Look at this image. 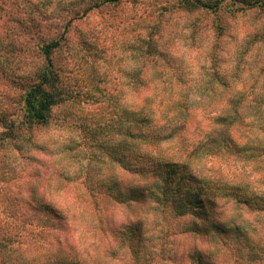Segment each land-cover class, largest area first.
I'll return each mask as SVG.
<instances>
[{"label":"trees","instance_id":"16d2710c","mask_svg":"<svg viewBox=\"0 0 264 264\" xmlns=\"http://www.w3.org/2000/svg\"><path fill=\"white\" fill-rule=\"evenodd\" d=\"M225 1L180 4L188 12H216ZM230 1V16L264 8V0ZM60 42L41 47L43 67L14 101L17 114L10 115L0 102V264H214L210 257L224 250L237 264H264V182L259 183L264 180V103L259 117L263 125H256L258 147L245 148L233 134L242 124L237 117H189L192 109L181 105L165 73L151 75L162 87L145 85L146 75L135 73L132 105L116 120L112 174L104 176L97 162L68 171L66 165L51 169L44 163L39 171L18 162L29 149L39 150L36 142L43 132L36 130L49 125L53 108L79 96L66 90L64 99L59 88L53 54ZM147 48L136 59L150 58ZM5 92L0 89V100ZM192 131L194 140L188 138ZM238 158L257 164H250L247 179L236 172V165L227 177L221 175L225 169L216 178L208 168L215 160L227 167ZM257 182L262 188L254 194L251 184ZM118 207L128 210L125 220L111 215ZM249 215L255 218L246 219ZM178 241L191 247L178 248ZM198 241L207 242L198 248Z\"/></svg>","mask_w":264,"mask_h":264},{"label":"rangeland","instance_id":"374dc122","mask_svg":"<svg viewBox=\"0 0 264 264\" xmlns=\"http://www.w3.org/2000/svg\"><path fill=\"white\" fill-rule=\"evenodd\" d=\"M180 1L0 0V89L6 91L0 102L10 115L17 114L14 101L43 67L41 47L54 40L61 41L53 54V68L60 75L64 99L66 90L79 94L77 99L64 100L53 108L49 125L36 130L43 132L41 141L35 143L39 150L29 149L18 162L39 171L44 163L51 169L66 165L68 171L81 163L97 162L104 176L112 174L116 168L111 158L118 137L116 120L132 105L130 89L135 73H144L147 78L141 82L157 87L163 83L151 80V75L165 73L166 83L169 77L176 86L181 105L187 103L192 109L189 117H216L218 113L237 117L242 123L233 133L238 144L258 147L256 125H263L259 117L264 103V8L230 16L227 9L234 8L230 0L216 12H188ZM148 40L152 41L149 48ZM146 48L150 58L136 59ZM195 135L192 131L188 138L194 140ZM100 144L103 147L97 148ZM250 164L238 158L237 164L224 167L221 160H215L208 168L216 178L219 170L225 169L221 175L227 177L236 165V172L247 179ZM263 182L261 178L259 183ZM259 183L251 184L254 194L262 188ZM127 213L118 207L111 215L125 220ZM250 216L246 219L252 221L255 217ZM119 240L118 244L113 242V249ZM206 242L198 241L197 247ZM189 245L178 241V248ZM206 258L204 261L209 260ZM210 260L214 264L238 263L227 250Z\"/></svg>","mask_w":264,"mask_h":264}]
</instances>
